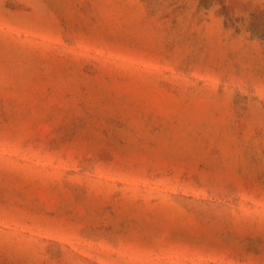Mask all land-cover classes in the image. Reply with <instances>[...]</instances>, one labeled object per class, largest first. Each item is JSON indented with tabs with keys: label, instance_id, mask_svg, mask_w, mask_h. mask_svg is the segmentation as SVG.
Instances as JSON below:
<instances>
[{
	"label": "rangeland",
	"instance_id": "obj_1",
	"mask_svg": "<svg viewBox=\"0 0 264 264\" xmlns=\"http://www.w3.org/2000/svg\"><path fill=\"white\" fill-rule=\"evenodd\" d=\"M0 264H264V0H0Z\"/></svg>",
	"mask_w": 264,
	"mask_h": 264
}]
</instances>
